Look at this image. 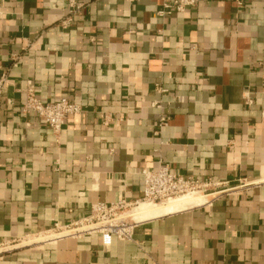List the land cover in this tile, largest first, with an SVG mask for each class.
I'll list each match as a JSON object with an SVG mask.
<instances>
[{"label":"crops","instance_id":"1","mask_svg":"<svg viewBox=\"0 0 264 264\" xmlns=\"http://www.w3.org/2000/svg\"><path fill=\"white\" fill-rule=\"evenodd\" d=\"M68 1L0 0V264H264V0ZM29 86L82 107L59 137ZM158 166L226 186L131 241L48 236Z\"/></svg>","mask_w":264,"mask_h":264},{"label":"built area","instance_id":"2","mask_svg":"<svg viewBox=\"0 0 264 264\" xmlns=\"http://www.w3.org/2000/svg\"><path fill=\"white\" fill-rule=\"evenodd\" d=\"M197 3L198 0H164L161 9L157 11V15L162 18L173 13H183ZM237 4L240 5L238 1ZM67 5L71 12L78 9V4L73 0H69ZM24 93L25 101L21 107L22 113L33 114L43 121L55 137L60 136L68 117L82 112L80 105L70 102L66 98L43 102L36 97L33 88L30 86ZM168 120V115L160 116L154 125V136L160 134L162 127ZM140 175L143 183L141 198L127 200L124 197H118L116 201L109 204L97 202L91 205L87 217L68 225L55 224L51 231L58 233L56 234L58 236L79 238L97 234L104 240L116 237L122 241H131L133 229L138 223L132 218V213L140 204H164L183 196H200L204 199L207 196L223 192L226 186L223 181L179 176L170 171L167 166H158L155 169L144 168L141 169ZM1 245L0 243V247Z\"/></svg>","mask_w":264,"mask_h":264},{"label":"bare ground","instance_id":"3","mask_svg":"<svg viewBox=\"0 0 264 264\" xmlns=\"http://www.w3.org/2000/svg\"><path fill=\"white\" fill-rule=\"evenodd\" d=\"M183 197H191V198H183L179 200L174 199L164 203L166 205L162 207L158 205H163V204H146V203L140 204L137 207V209L134 210L133 219L135 218L138 221H143L150 218L162 216L167 213L176 212L178 210H181L182 208H187L186 206L197 205L198 201H201L202 199V197L200 196H183Z\"/></svg>","mask_w":264,"mask_h":264},{"label":"rangeland","instance_id":"4","mask_svg":"<svg viewBox=\"0 0 264 264\" xmlns=\"http://www.w3.org/2000/svg\"><path fill=\"white\" fill-rule=\"evenodd\" d=\"M183 198H191V197H182V198H177V200H179V199H183ZM198 199H200V198H198ZM198 203H200V201H198ZM197 203V204H198ZM164 205H166V204H163V205H158V206H164ZM185 207V206H184ZM186 207H189V206H186ZM182 209H184V208H182ZM133 215H134V212L132 213V218H133ZM135 219V218H134ZM136 220V219H135ZM136 221H138V220H136ZM56 234H58V233H55V232H53V231H51V232H49V234H48V236H50V237H56L57 235Z\"/></svg>","mask_w":264,"mask_h":264}]
</instances>
